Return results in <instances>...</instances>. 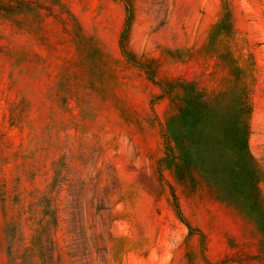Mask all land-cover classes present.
<instances>
[{"label": "rangeland", "instance_id": "rangeland-1", "mask_svg": "<svg viewBox=\"0 0 264 264\" xmlns=\"http://www.w3.org/2000/svg\"><path fill=\"white\" fill-rule=\"evenodd\" d=\"M0 264H264V0H0Z\"/></svg>", "mask_w": 264, "mask_h": 264}]
</instances>
